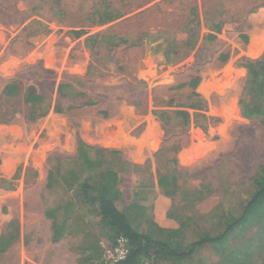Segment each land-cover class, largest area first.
<instances>
[{"label":"rangeland","instance_id":"obj_1","mask_svg":"<svg viewBox=\"0 0 264 264\" xmlns=\"http://www.w3.org/2000/svg\"><path fill=\"white\" fill-rule=\"evenodd\" d=\"M262 46L264 0H0V264H113L108 171L141 233L220 232L264 166ZM180 111L190 127L173 116L166 136L158 113ZM161 197L173 228L153 222ZM226 250L192 264H264V217Z\"/></svg>","mask_w":264,"mask_h":264},{"label":"trees","instance_id":"obj_2","mask_svg":"<svg viewBox=\"0 0 264 264\" xmlns=\"http://www.w3.org/2000/svg\"><path fill=\"white\" fill-rule=\"evenodd\" d=\"M247 68L250 87L255 88L257 85L264 87V81L258 79L259 70L264 68V56L258 62H249ZM194 97H196L194 94L190 96L189 101L192 103L184 108L199 110L198 104L200 101H196L194 105ZM251 112L256 113L257 110L248 109V113ZM173 116L176 119H180L175 127L186 131L191 125L190 116L187 112L180 111L170 115L160 112L158 113V118L164 125L166 136L169 135L167 128L171 125L170 120ZM103 178V185L94 199L98 209L99 225L112 238L121 237L127 243L126 256L113 264H138L141 260L147 264H156L157 261H184L187 264H192L199 260V255L205 248L228 253L226 244L242 238L248 232L251 220H260L264 217V166L258 167L256 176L247 193V200L244 206L238 207V210L230 209L224 216H220L222 222L220 232L212 234L211 232L203 231L188 238L183 237L172 240L169 238L153 239L149 235L138 231L117 207V202L120 198V193L116 189L117 175L113 171H108L103 175ZM12 180H16V177L11 178ZM12 184L10 181H0V185L7 189H13ZM239 252V250H235L230 253L231 256H235ZM236 261L237 264H249L250 262L245 258L244 260L236 259Z\"/></svg>","mask_w":264,"mask_h":264},{"label":"crops","instance_id":"obj_3","mask_svg":"<svg viewBox=\"0 0 264 264\" xmlns=\"http://www.w3.org/2000/svg\"><path fill=\"white\" fill-rule=\"evenodd\" d=\"M157 140V138H155ZM158 142V140H157ZM113 149V148H112ZM123 148L119 149L122 150ZM165 204V199L163 197H161L160 199L156 200L154 202L153 205V217H154V223L159 227V228H173V226L171 225L172 222H169L166 219V206H164ZM27 263H24L22 261L21 264H38L36 261L33 260V258L30 260L28 258H26L25 260Z\"/></svg>","mask_w":264,"mask_h":264},{"label":"built area","instance_id":"obj_4","mask_svg":"<svg viewBox=\"0 0 264 264\" xmlns=\"http://www.w3.org/2000/svg\"><path fill=\"white\" fill-rule=\"evenodd\" d=\"M117 244H118V248H117L118 256L113 259L114 263L119 261V260H122L127 254V243H126V241L123 238L119 237V238H117Z\"/></svg>","mask_w":264,"mask_h":264},{"label":"bare ground","instance_id":"obj_5","mask_svg":"<svg viewBox=\"0 0 264 264\" xmlns=\"http://www.w3.org/2000/svg\"><path fill=\"white\" fill-rule=\"evenodd\" d=\"M263 48H261V50L262 49H264V46H262ZM255 53H251V55H254ZM112 143V142H111ZM153 144H152V147H155L156 146V141H153L152 142ZM107 147H110V148H118V145H116V144H110V143H108L107 144Z\"/></svg>","mask_w":264,"mask_h":264}]
</instances>
